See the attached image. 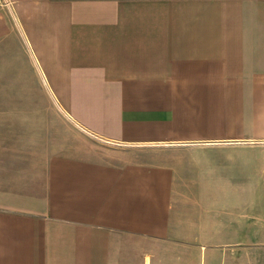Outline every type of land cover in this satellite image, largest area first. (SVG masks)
Wrapping results in <instances>:
<instances>
[{"label":"crops","instance_id":"1","mask_svg":"<svg viewBox=\"0 0 264 264\" xmlns=\"http://www.w3.org/2000/svg\"><path fill=\"white\" fill-rule=\"evenodd\" d=\"M0 72V264H264V0H0Z\"/></svg>","mask_w":264,"mask_h":264},{"label":"rangeland","instance_id":"2","mask_svg":"<svg viewBox=\"0 0 264 264\" xmlns=\"http://www.w3.org/2000/svg\"><path fill=\"white\" fill-rule=\"evenodd\" d=\"M1 71H5V70H1ZM1 73V72H0ZM8 78L6 76V74L4 73V75L0 74V86L3 85V88L6 87V85L8 84ZM1 89V87H0ZM19 96H23L26 94L25 93H21V92H8V91H4V90H0V99H8V98H13V95H18ZM256 254H264V245L259 246L256 248ZM259 262H256V264H258ZM193 264H204V260L203 257H200V255H197L196 257H194V262Z\"/></svg>","mask_w":264,"mask_h":264}]
</instances>
